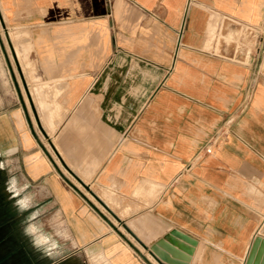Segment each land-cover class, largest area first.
<instances>
[{
  "label": "crops",
  "instance_id": "1",
  "mask_svg": "<svg viewBox=\"0 0 264 264\" xmlns=\"http://www.w3.org/2000/svg\"><path fill=\"white\" fill-rule=\"evenodd\" d=\"M0 4L5 41L33 63L25 88L0 91V165L21 195L51 204L96 264L160 263L84 191L144 214L149 237L181 232L188 264H243L264 238V0ZM228 21L257 29L249 55L215 50Z\"/></svg>",
  "mask_w": 264,
  "mask_h": 264
},
{
  "label": "rangeland",
  "instance_id": "2",
  "mask_svg": "<svg viewBox=\"0 0 264 264\" xmlns=\"http://www.w3.org/2000/svg\"><path fill=\"white\" fill-rule=\"evenodd\" d=\"M1 8V4H0ZM0 15L4 20L7 18V12L0 9ZM236 22L228 21L226 27H221L220 32L216 34L215 50L217 51L220 41H224L228 46L240 47V35ZM2 34L3 47L7 52L8 59L3 56L0 47V91L11 89L14 80L22 90V80L18 72L17 65L12 57L8 43ZM16 38V37H15ZM247 39V38H246ZM249 42L246 40V43ZM245 44V43H244ZM17 55V62L23 72L26 82L32 81V77L27 75L29 67L33 63H28L27 58L20 57L26 55L27 45L12 42ZM248 45V43H247ZM249 49V46H247ZM240 49V48H238ZM12 69V73L10 71ZM13 77V78H12ZM30 79V80H29ZM10 178L9 166L0 165V264H96L98 263L97 253L89 250L76 248V241L69 233L66 221L60 218L55 208H49V203L31 204L26 210L17 207L16 200L23 196L13 197L7 191V182ZM84 191V189H82ZM91 200L90 211L99 218H108L120 231H126L118 224L110 212L102 204L84 191ZM104 199L108 207L114 210L120 217L129 214L128 209L123 212V208H116L118 203L107 201V193L96 191ZM89 205V204H88ZM99 210V211H97ZM105 220V219H104ZM106 221V220H105ZM109 226V225H108ZM112 228V227H111ZM65 232H67L65 234ZM129 234V233H127ZM130 235V234H129Z\"/></svg>",
  "mask_w": 264,
  "mask_h": 264
},
{
  "label": "water",
  "instance_id": "3",
  "mask_svg": "<svg viewBox=\"0 0 264 264\" xmlns=\"http://www.w3.org/2000/svg\"><path fill=\"white\" fill-rule=\"evenodd\" d=\"M0 21L2 22V17L0 15ZM6 38L7 32L5 31ZM8 45L12 52V56L16 65H18L15 53L13 51L12 44L8 41ZM22 84L25 88V80L20 73ZM26 90V89H25ZM93 194V193H92ZM93 196L102 204V206L112 214L115 220L120 224V226L129 233L139 244H141L148 253L160 264H188L190 255L192 254V247L187 248L184 244L180 242L181 239H188L181 232L170 229L168 232L163 234V238L156 239V235L149 237L146 234V228L143 225L144 214H139L131 219L122 220L120 219L102 200H100L96 195ZM93 205V204H92ZM93 207H95L93 205ZM95 209H97L95 207ZM100 212V211H99ZM106 222L116 231L121 238L128 241L124 236L123 232L120 231L108 218L104 217ZM191 242L195 244V241ZM171 245H175L176 250L172 248ZM139 252V251H138ZM139 254L143 256L140 252ZM144 260L146 258L143 256ZM243 264H264V238L261 236H256L251 244L249 252L244 260Z\"/></svg>",
  "mask_w": 264,
  "mask_h": 264
},
{
  "label": "clouds",
  "instance_id": "4",
  "mask_svg": "<svg viewBox=\"0 0 264 264\" xmlns=\"http://www.w3.org/2000/svg\"><path fill=\"white\" fill-rule=\"evenodd\" d=\"M7 191L12 194L13 197L20 196L21 192L24 191L22 187L19 186L18 180L14 176H10L7 182ZM17 207L21 210H26L32 204V197L30 195H25L21 199L16 200Z\"/></svg>",
  "mask_w": 264,
  "mask_h": 264
},
{
  "label": "built area",
  "instance_id": "5",
  "mask_svg": "<svg viewBox=\"0 0 264 264\" xmlns=\"http://www.w3.org/2000/svg\"><path fill=\"white\" fill-rule=\"evenodd\" d=\"M237 26H239V30H241L243 33H241L240 40H239L241 45H240V47L236 46V50L238 48H242L243 49L242 51L245 52L243 54V56L249 55L251 44L249 42H247L248 43V45H247L246 40H248V38H250L251 35H254L256 32L255 30H257V29L251 25H244V24L239 25V24H237ZM242 38H244V42H242L243 41ZM247 46H249V49L247 48Z\"/></svg>",
  "mask_w": 264,
  "mask_h": 264
}]
</instances>
